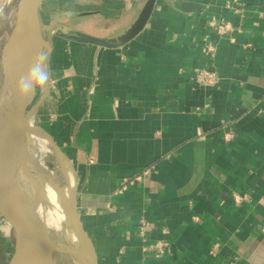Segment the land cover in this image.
Masks as SVG:
<instances>
[{
	"label": "crops",
	"instance_id": "crops-1",
	"mask_svg": "<svg viewBox=\"0 0 264 264\" xmlns=\"http://www.w3.org/2000/svg\"><path fill=\"white\" fill-rule=\"evenodd\" d=\"M146 1L40 11L53 82L36 92L35 119L64 156L96 264H264V0H156L118 49L52 36L112 35ZM197 69L216 83L198 84ZM14 252L0 231V264Z\"/></svg>",
	"mask_w": 264,
	"mask_h": 264
},
{
	"label": "water",
	"instance_id": "water-1",
	"mask_svg": "<svg viewBox=\"0 0 264 264\" xmlns=\"http://www.w3.org/2000/svg\"><path fill=\"white\" fill-rule=\"evenodd\" d=\"M43 0H18L16 20L1 56L0 87V231L15 245V254L9 264H56V249L52 238L41 218L33 207L28 216L18 215L16 211L17 180L14 171L16 157L22 151L25 131L30 117L35 113L36 93L26 99L18 100L13 95V87L38 55L48 48L44 39L40 20ZM156 0H147L139 15L127 28L105 37L88 32L59 26L52 36L79 45H92L106 49H118L127 45L146 27L154 10ZM77 14L73 17H84ZM42 136L51 143L62 169L65 172L64 156L52 138L43 129ZM13 166V167H12ZM69 187V181H67ZM72 205L68 209L75 226L81 252L74 254L89 264H96L94 248L80 223L76 211V195L69 188ZM67 252V250L63 251Z\"/></svg>",
	"mask_w": 264,
	"mask_h": 264
},
{
	"label": "rangeland",
	"instance_id": "rangeland-1",
	"mask_svg": "<svg viewBox=\"0 0 264 264\" xmlns=\"http://www.w3.org/2000/svg\"><path fill=\"white\" fill-rule=\"evenodd\" d=\"M17 2L18 0H7V3L4 6V9L2 11L3 13L1 12L0 14V87L2 84L1 56H2V52L7 44V41L9 39V36L15 24ZM98 24H101V22H99ZM30 121L34 124V126L37 129H42L36 123L35 113L30 117ZM30 155L33 157H31ZM30 155L28 156V159L25 162V164L27 165L26 167L29 170H28L27 176L25 174L26 171L23 172L24 182L28 183V182L34 181L36 183L47 184L49 186L51 190V193H50L51 201L49 204L46 203L47 211L49 210L47 213L48 214L50 213L48 218H46V220L49 219L52 223V224L48 223L50 227L49 233H50L53 243L59 249L64 247L67 250V252H63V251L55 252V255H54L55 263L56 264H79L78 258H76L74 254L81 252V246L78 241L76 242L73 239V236H72L73 222L70 218L69 212L67 214L65 208L58 209L56 207L57 206L56 205L57 200L55 201L56 192H57L56 188L60 192L64 190L65 187H68V184L65 180L64 170L62 169L61 163L59 162V159L53 147L51 145H46L43 142H38V145L34 147V150L31 152ZM28 160L30 161L28 162ZM35 162H37L38 164ZM28 166H30L31 168ZM32 169L34 171H32ZM69 184L70 185L68 188L70 189L75 188L74 181L71 180V178H69ZM51 215H53L52 218H51ZM14 254L15 252L11 255V259L13 258Z\"/></svg>",
	"mask_w": 264,
	"mask_h": 264
},
{
	"label": "bare ground",
	"instance_id": "bare-ground-1",
	"mask_svg": "<svg viewBox=\"0 0 264 264\" xmlns=\"http://www.w3.org/2000/svg\"><path fill=\"white\" fill-rule=\"evenodd\" d=\"M6 3H7V0H0V14L3 11ZM38 142H43L46 145H51V143L48 141V139L45 138L44 136H42L39 129H37L34 126V124L31 121H29L28 126H27L26 131H25L24 143H23L24 145H23L22 151L16 157L15 162H14V168L11 171H14V173H15L14 175H15L16 180H17V190H16V200L15 201H16V211H17L18 215L28 216L29 213L31 212L32 208L35 207L36 213L41 218V220L43 221L44 225L46 226V228L49 232L50 227H49L48 223H51V221L49 219L46 220V218H48V216L50 214V213L49 214L47 213L49 210L47 211L46 203L49 204L51 201V199H50L51 190L47 184H40V183H36L34 181L25 183L24 179H23V172L26 171L25 174L27 176L28 170H29L26 167L27 165L25 164V162L28 159V156L34 150V147H36L38 145ZM31 157H33V156H31ZM29 161L30 160H28V162ZM35 163H37V162H35ZM67 164H68V162H67ZM33 166H35V165H33ZM28 167H30V166H28ZM65 168H66V165H65ZM33 169H32V171L35 170V169L34 170ZM38 175H39V173H38ZM42 178H43V176H42ZM56 190H57V192H56L55 201L57 200L56 201L57 206L56 205L55 206L58 209L59 208H61V209L65 208L66 213L68 214V212H69L68 209L72 205V198H71L69 188L65 187V189L60 191V192L57 188H56ZM44 202H45V204H44ZM60 213H61V211H60ZM52 216L53 215H51V218H52ZM72 229H73V231H72L73 239L77 242L78 241V235H77L74 224H72ZM56 249L61 250V251L66 250L64 247L59 249L57 246H56ZM78 263L79 264H89V261L87 259L85 260L83 258H79ZM20 264H25V263L21 262Z\"/></svg>",
	"mask_w": 264,
	"mask_h": 264
},
{
	"label": "clouds",
	"instance_id": "clouds-1",
	"mask_svg": "<svg viewBox=\"0 0 264 264\" xmlns=\"http://www.w3.org/2000/svg\"><path fill=\"white\" fill-rule=\"evenodd\" d=\"M43 53L37 56L28 70L19 77L13 87V95L18 100L34 95L38 90L45 89L53 82V72L45 63Z\"/></svg>",
	"mask_w": 264,
	"mask_h": 264
},
{
	"label": "built area",
	"instance_id": "built-area-1",
	"mask_svg": "<svg viewBox=\"0 0 264 264\" xmlns=\"http://www.w3.org/2000/svg\"><path fill=\"white\" fill-rule=\"evenodd\" d=\"M211 28L213 31L217 33L219 36L227 35L230 32V25L228 23H225L224 21L221 22H211ZM215 48L211 44L206 45L204 49V53L206 55H210L214 52ZM197 75V82L200 85H208L212 86L216 83V74L210 70L207 69H197L196 70ZM230 264H237V259L233 258L230 262Z\"/></svg>",
	"mask_w": 264,
	"mask_h": 264
}]
</instances>
